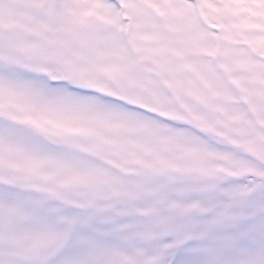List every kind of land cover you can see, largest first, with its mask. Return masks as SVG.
Here are the masks:
<instances>
[{
  "label": "snow or ice",
  "instance_id": "1",
  "mask_svg": "<svg viewBox=\"0 0 264 264\" xmlns=\"http://www.w3.org/2000/svg\"><path fill=\"white\" fill-rule=\"evenodd\" d=\"M0 264H264V0H0Z\"/></svg>",
  "mask_w": 264,
  "mask_h": 264
}]
</instances>
